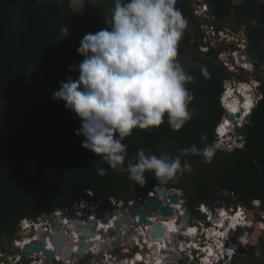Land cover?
Segmentation results:
<instances>
[{"label":"trees","instance_id":"trees-1","mask_svg":"<svg viewBox=\"0 0 264 264\" xmlns=\"http://www.w3.org/2000/svg\"><path fill=\"white\" fill-rule=\"evenodd\" d=\"M206 2L210 21L219 27L226 19L246 22L249 49L264 56V0H242L236 5L232 0ZM198 3H176L193 25L184 31L176 56L181 65L189 53L197 64L182 67L194 77L185 85L193 95L188 105L191 119L180 131L170 128L167 114L158 128L134 129L123 141L128 159L140 149L175 157L180 149L203 148L215 140V128L225 113L220 102L224 81L235 74L218 59L222 48L200 49L202 30L194 14ZM110 20L96 0H85L81 13L73 10L71 0H0V236L14 235L24 219L49 216L82 198H132L160 185L184 190L192 211L201 203L213 205L222 198V191L236 195L243 205L254 200L264 203L263 86L262 97L245 124L242 146L229 152L216 148L211 163L196 155L181 157L192 170L167 184L159 183L151 172L145 173L144 185L136 184L128 180V173L111 169L81 146L84 138L76 135L80 119L66 109L64 101H54L52 93L70 73L79 74L69 68L83 59L77 49L84 34L108 27ZM73 23L77 27L71 39L65 38L62 28L70 31ZM220 133L223 130L218 128L216 135ZM202 136L206 137L203 142ZM97 167L105 168L107 174L100 176Z\"/></svg>","mask_w":264,"mask_h":264},{"label":"clouds","instance_id":"clouds-1","mask_svg":"<svg viewBox=\"0 0 264 264\" xmlns=\"http://www.w3.org/2000/svg\"><path fill=\"white\" fill-rule=\"evenodd\" d=\"M176 3L177 0H114L109 26L84 34L80 41L77 53L83 59L78 65L69 68V71L79 72L78 78L67 77L59 89L52 93L54 101H64L66 109L80 119L81 126L76 135L84 138L81 146L102 158L111 169L128 173V180L141 186L146 183V172L153 173L159 183L167 184L178 179L184 171L192 170L187 159L182 161L181 157L186 158L191 154L202 157L204 163H211L216 153L215 144H206L203 148L193 145L180 149L175 157L167 152L157 156L140 149L133 159H128L127 144L123 143L134 129L160 127L165 114L173 131H180L191 119L188 105L193 95L185 85L192 82L194 77L186 73L176 61L178 45L188 22ZM62 31L66 38L69 35L68 27L62 28ZM226 41L222 39V42ZM241 43L250 53L251 49L242 40L236 41L235 49L222 50L230 53L240 49ZM249 55L251 61L248 63L253 68L241 67V71L244 74L251 71V79L252 73L258 69L257 64H254L255 58L251 53ZM201 71L207 75L203 67ZM262 72L264 75L261 69L257 77V80L262 81L254 80L260 90L264 86ZM229 84L232 95L240 91L241 83ZM248 87L252 92L254 86L249 84ZM226 92L221 95L222 103ZM250 95L254 98L252 110L262 96L258 98L253 93ZM224 110L229 113L227 107ZM251 110L247 114L246 110L240 109L241 118L238 121L240 123L243 120L241 126L246 124V120L248 122ZM205 139L201 137L202 142ZM97 172L100 176L107 174L103 167H97ZM252 203L259 205L258 200ZM198 209L207 213L202 207ZM37 255L47 261L41 253ZM210 260L211 257L207 264H213Z\"/></svg>","mask_w":264,"mask_h":264},{"label":"flooded vegetation","instance_id":"flooded-vegetation-1","mask_svg":"<svg viewBox=\"0 0 264 264\" xmlns=\"http://www.w3.org/2000/svg\"><path fill=\"white\" fill-rule=\"evenodd\" d=\"M164 187L166 188L167 196L171 192V190H169L171 187ZM153 190L149 192L141 191L132 198L112 197L114 198L113 201L103 199L102 204H98L97 201L93 199H85L89 204L84 205L82 203L67 211L61 209L59 211L62 212L58 215L52 216L50 214L49 216L41 217L39 221L43 222V224L35 229L33 227L26 229L18 228L22 231V234H19L17 231L14 235L2 236L6 241L5 244L0 247V263L29 264V260L23 258L25 260L24 262L23 260L20 261L16 257L11 256H15L18 253L22 255L27 244L29 245L30 243L37 242L42 238L45 239L43 244L46 247L54 248L51 237L54 234L60 233L66 238V241L61 246L62 250L54 254L53 261L55 264L60 261L57 259H62L61 264H133V262L136 264H207L209 263L210 257V261L213 264H264V227L257 229V225H264L263 202L258 200V206L252 202L243 205L237 200L236 195L222 192V198L218 200L221 204V208H217L216 206H214V208L201 203L196 206L197 211L195 212L200 213L198 217H195V212L191 211L189 207L188 212L183 210V207L187 206V204L184 201L185 203L181 205V198L179 196L178 206L172 204L169 206V209L174 213L172 218L162 216L158 211L151 212L148 209L145 201L150 199L148 196L150 192H152L151 198L160 201L161 205L168 202L166 196L160 199ZM144 192L145 195L142 194ZM92 201H94L95 204H93ZM231 203L234 204L232 205ZM201 205H203L202 209L206 210L207 213H204V211L201 212L198 209ZM133 206L137 207L138 210L144 211L148 218L152 220V225L160 223L165 227V234L162 238L153 237L152 225H146L144 228L139 226L137 215H131L129 211ZM94 211H102V216L98 214L99 212L94 213ZM107 211H111L112 214L110 217L106 218ZM180 211L183 212V215L186 213L189 214L188 222L181 221L183 215ZM247 212H250V217L247 215ZM122 213H125V217L129 219L128 225L130 224L131 227L128 228V225L124 224L121 231L119 233L117 232L120 239L119 243L116 246H112L111 241L115 240V238L109 239L105 232V234H101V226L100 224L98 226V223L106 221V223H110L108 227L113 229L114 222L120 219ZM212 213L215 214V216ZM223 213H228L231 219L233 216L235 217L239 214L243 217L244 222L238 223L242 224V226L235 225L229 230L228 220L224 229L227 232L225 237L222 238V236H216L219 232L222 235L224 231H220L224 223L218 222ZM255 220H257L258 224L253 223ZM90 221L96 223L94 228L90 229L88 227ZM166 222H173L176 225V230L174 232L170 231ZM56 226H59L58 231H56ZM252 226H254L255 232L259 229L261 230L258 236H248V232L251 230ZM237 227L241 228L242 232L235 236L232 234V231ZM79 228L83 231H95V237L90 240L85 239L82 237V233L79 232ZM194 230L195 233L191 235V232L193 233ZM170 233H174V244H171L169 241ZM32 237L34 238L32 239ZM27 238L32 240L25 242L23 244L24 246L18 244V242L21 243L23 240H27ZM129 239L133 240V246H129L125 243V241ZM139 241L141 243L140 246L137 244ZM10 242L16 247L15 250L6 249V245ZM179 242L189 244L193 250L191 252L181 250ZM86 243H90L91 247H85ZM97 244L100 245V247H97ZM193 244L198 248L195 249ZM106 245L109 246V250L103 249ZM134 246H136V249L130 250ZM66 249L71 250V256L65 254ZM79 249L85 250L84 253L79 255L76 254V251ZM124 250H127V252H124ZM130 260H133V262L130 263ZM45 262L46 260H43L42 263Z\"/></svg>","mask_w":264,"mask_h":264},{"label":"water","instance_id":"water-1","mask_svg":"<svg viewBox=\"0 0 264 264\" xmlns=\"http://www.w3.org/2000/svg\"><path fill=\"white\" fill-rule=\"evenodd\" d=\"M205 1V0H204ZM250 53L252 55L253 58H256V68L258 69L263 63H264V59L261 57H258V53L255 49H251ZM249 73H251V71L248 70ZM249 73H245V79H250V74ZM263 75V72L262 74ZM264 89V86H263ZM227 120L229 122L232 123V127L229 129L228 131V135H223L225 138H227V136H229L231 139L233 138L235 143L240 144L241 141L244 139L245 137V126H240L239 123V119L241 118V113L237 112V113H228L227 114ZM249 119V117L247 118ZM223 137V138H224ZM154 193H156L158 195V197L160 199L164 198L166 196V188L164 186H157L154 188ZM145 195V192L142 193ZM167 200L168 202H166L165 204L161 205L160 201L155 200V199H148L145 201L148 209L151 212H159L162 216H167V217H172L174 215L173 211L169 209V206L172 205H177L178 201H179V195L177 194V192L175 191H171L167 196ZM232 205L234 203H231ZM215 206L217 208H221V204L219 202H217L215 204ZM130 214H134L137 215V219H138V224L141 228H144L146 225H152V220H150L147 216V214L142 211V210H138L137 207L133 206L131 207V209L129 210ZM111 211H107L106 213V218L111 216ZM199 213L195 212V217H198ZM247 215L250 217L251 214L250 212H247ZM52 220V219H51ZM128 221L129 219L125 217V213H122L121 217L119 220H116L114 222V227L113 229L109 228L108 226L110 225V223H106V221L104 222H100L98 223V226L100 224V226H104L106 227L105 233H107V237L110 239H114L111 241V245L112 246H116L119 243V236L117 235V232L119 233L121 231V229L123 228L124 224L128 225ZM182 222H188L189 221V214L186 213L183 215V217L181 218ZM215 221V220H214ZM96 226V223L93 221H90L88 223V227L94 228ZM152 235L154 238H162L165 234V227L160 224V223H155L152 225ZM108 227V228H107ZM131 225H128V228H130ZM59 230V226H56V231ZM79 232L82 233V237H84L87 240H90L92 238L95 237V231H88V230H82L81 228L78 229ZM242 232V229L237 227L234 231H232L233 235H238ZM19 234H22V231L20 230V232H18ZM8 239V238H6ZM52 243L54 245V248L52 247H46L43 243L45 241V239H40L37 242H33L29 245H27L23 251V258L25 260H30L33 258V255H37L41 252V254L47 259V261L45 263L42 264H55V262L53 261L54 258V254L55 252H58L60 250H62V244L66 241V238L63 237L62 234L57 233L52 235L51 237ZM5 241L1 236H0V247H2L5 244ZM169 241L171 242V244L175 243L174 240V233H170L169 235ZM125 243H127L129 246H133V240L129 239L128 241H125ZM85 247L90 248L91 244L90 243H86ZM97 247H100V245L97 244ZM6 249L7 250H15L16 247L14 246L13 243H8L6 245ZM103 249L109 250V246L106 245L103 247ZM85 250L79 249L78 251H76V254H83ZM65 254L67 256H71V250L70 249H66Z\"/></svg>","mask_w":264,"mask_h":264},{"label":"rangeland","instance_id":"rangeland-1","mask_svg":"<svg viewBox=\"0 0 264 264\" xmlns=\"http://www.w3.org/2000/svg\"><path fill=\"white\" fill-rule=\"evenodd\" d=\"M97 2H98V4H100L102 7H103V9H104V11H105V14L109 17V18H111V15H112V9L114 8V2H111V1H103V0H96ZM84 3H85V0H71V6H72V8H73V10L75 11V12H78V13H81L82 11H83V7H84ZM208 10V9H207ZM207 10L205 11V9H204V6L202 5V4H195L194 5V14L196 15V13H198V15H201V16H204V17H209L208 16V14H207ZM197 18H199V20L200 19H202V17H199V16H196ZM209 19H210V17H209ZM225 25H227V23L225 24ZM187 26H191V27H193V25L192 24H187ZM227 26H229V24L227 25ZM70 27H71V30L69 31V35H68V38L69 39H71V35H72V31L77 27V25L75 24V23H73V24H71L70 25ZM220 29H219V27L217 28V27H215L214 29H213V31H212V33L211 34H214V33H216V32H218ZM221 35V34H220ZM201 37L203 36V33H201V35H200ZM212 37H214V35L212 36ZM229 42H231V41H229ZM218 46V45H217ZM231 60H232V58H231ZM191 64H194L195 66H197V64L196 63H192L191 62V60L189 59V53H188V55L186 56V59H183L182 61H181V65H182V67H184V66H189V65H191ZM254 64H256V63H254ZM253 64V65H254ZM248 67H251V68H253V66H251L250 64H248ZM254 67H255V65H254ZM241 69H243V68H241V67H239V69L238 70H236V71H233V72H235L234 74H235V76L230 80V82H231V84H236V85H238V83H243V82H248V83H250V82H252V85L254 86L253 87V89H252V92H250L251 94L253 93V95H259V93L261 92V90H260V87H256V85H257V83H256V81H254V80H257V77L258 76H260V73H259V71L261 70V69H263L264 70V64L263 65H261L259 68H258V70H256V71H254L253 73H252V75H251V79L250 80H244L245 79V76H244V72H242L241 71ZM69 76H71L73 79H77L78 78V76H79V74H75V73H70L69 75H68V77ZM237 77H243V79L241 78V79H237ZM262 79H264V75H263V77H261ZM234 86V85H233ZM224 88V90H223V93L222 94H224V92H225V86L223 87ZM41 89H43V88H41ZM220 102H221V99H220ZM221 106L223 107V108H225L226 107V105H225V103L223 102H221ZM227 117V113H224V116H223V118L222 119H224V118H226ZM243 121V120H242ZM221 122H222V120H221ZM246 123H248L247 122V120H246ZM221 124V123H220ZM219 124V125H220ZM218 125V126H219ZM243 125H245V123H243ZM218 130V127L217 128H215V131H214V138H215V140L213 141V144H215L216 145V148L217 149H221V150H223V151H225V152H229V151H232V150H234L235 148H237V147H240V146H242V141H241V143L240 144H238V143H235L234 142V140H233V138H232V140H230L228 137H227V142H222V137H224L223 135H226L227 134V131H223V134L222 133H220V137L219 136H217L216 135V131ZM169 187V186H168ZM169 190H171V191H175V192H177L178 194H179V196H180V198H181V205H183L185 202H186V193L184 192V190H182L181 188H169ZM222 192H226V191H222ZM221 192V193H222ZM227 193V192H226ZM225 193V194H226ZM148 196H149V198H151L152 197V194L151 193H148ZM147 196V197H148ZM90 201V200H89ZM185 201V202H184ZM93 202V204H95V202L94 201H92ZM217 202H219V201H216L215 203H213V205H211V207H214L215 206V204L217 203ZM83 204L84 205H87V204H89V202L88 201H86V200H83ZM74 205V204H73ZM73 205H71L70 207H66V211L67 210H69L70 208H72L73 207ZM201 207H203V206H201ZM215 208V207H214ZM183 210L185 211V212H188V206H185V207H183ZM192 211V210H191ZM195 211H197V209H195ZM194 211V212H195ZM62 212V211H61ZM97 212H99V211H94V213H97ZM100 216H102V211H100L99 213H98ZM213 214V213H212ZM214 216H215V214H213ZM253 223L254 224H258V222H257V220H255V221H253ZM108 228V227H107ZM257 229H258V227H257ZM105 230H106V227H104V226H101V234H105L104 232H105ZM18 232H20V230L18 229L17 230ZM259 233L261 232V230L259 229V230H257ZM255 233V228H254V226H252V228H251V230L248 232V236L250 237V236H252L253 234ZM255 243V242H254ZM134 249H136V246H134V247H132L130 250H134ZM124 252H127V250H124ZM11 257H16L17 259H19L20 261H24L25 262V260L23 259V253H22V255L20 254V253H18L17 255H13V256H11ZM33 260H29V264H39L41 261L43 262V260H45V259H42V257L40 256V255H34L33 256V258H32ZM57 260H60V261H58L57 262V264H61L62 263V259H57ZM65 260V259H64ZM5 263V262H4ZM0 264H3V263H0ZM6 264V263H5Z\"/></svg>","mask_w":264,"mask_h":264},{"label":"built area","instance_id":"built-area-1","mask_svg":"<svg viewBox=\"0 0 264 264\" xmlns=\"http://www.w3.org/2000/svg\"><path fill=\"white\" fill-rule=\"evenodd\" d=\"M214 28H215L214 26H210V28L206 32H204V33L202 32L203 36H204V40H203V45L201 46V50H204V51L207 50L209 45L216 46L218 43L222 42L223 38H225L226 40L228 39L227 35L223 36V34H221L220 30L218 32L214 33V34H211ZM213 35H214V37H212ZM231 40H232V38H231ZM240 45H241V47H240L241 50L240 49H236L234 51H231L230 53L227 52L228 50L227 51L222 50V51H219V53H218L219 60L231 72L238 70L239 67L247 68V66L249 64L247 60L250 58V55H249L250 53H249L248 50L246 51V49H244L245 45L243 46V43H241ZM232 55L234 56L233 57L234 58L233 61L231 60ZM229 83H230V80H225L224 81L225 91H227L229 89V87H230ZM261 96H262V94L260 92L259 95H258V98H260ZM150 193L152 194V192H150ZM106 199H108L109 201H113L114 200V198H112V197H108ZM96 201H97L98 204H102L103 199H98ZM82 203H83V200L81 199L78 203L74 204L73 207H77V205H80ZM63 211H66V208H64ZM60 213H61V211L56 210L51 215L52 216L53 215H58ZM180 213L183 215L182 211H180ZM42 224H43V222L39 221V219H37L35 221L24 219L21 222V226H22L23 229L24 228L25 229L26 228H30V227H33L35 229L38 226H41ZM33 238L34 237H32V239ZM32 239L27 238V240H23L21 243L18 242V244H21L20 246H24L23 244L25 242L31 241ZM137 244H138V246H140L141 245L140 241L137 242ZM179 246H180V249L184 250V251L187 250L188 252H191L193 250L192 247L189 244H184L182 242H179ZM193 247L195 249L198 248L195 244H193ZM202 249H204V248H202ZM129 262L131 263V262H133V260H130ZM133 264H136V263L133 262Z\"/></svg>","mask_w":264,"mask_h":264},{"label":"bare ground","instance_id":"bare-ground-1","mask_svg":"<svg viewBox=\"0 0 264 264\" xmlns=\"http://www.w3.org/2000/svg\"><path fill=\"white\" fill-rule=\"evenodd\" d=\"M203 6H204V9L205 11L208 9L207 8V2L204 1L201 3ZM209 11V10H207ZM208 13V12H207ZM196 16H199V17H202V19L199 20L200 22V26H201V30L202 32H206L210 26H214V27H217V25L215 23H212L209 19V17H204V16H201V15H198V13H196ZM209 16V15H208ZM204 21H206L207 24H203ZM223 30V29H221ZM221 34L225 35L224 33L221 32ZM201 40L203 41L204 40V36L201 38ZM204 51V50H202ZM206 51V50H205ZM247 61H251V59L249 58ZM239 95V96H238ZM253 100L254 98L252 97V95H250V90H249V87H248V84L246 83H241V86H240V91L238 93L235 92V94L232 95V91L231 89L229 88L227 90V92L225 93V97H224V103L229 111V113H237V112H240V109H243V111L246 110V113L248 114L249 111L251 110V106L253 105ZM245 105H250V107L246 108ZM233 108L236 109V111H233ZM243 113V112H242ZM248 116V115H247ZM243 118H245L243 116ZM240 123H242V119L240 120ZM238 123L240 126L241 124ZM220 127H218L219 129L223 130V131H227V134L228 135V131L229 129L232 127V123L229 122L227 119L223 120L221 125H219ZM220 132V131H219ZM216 134H218V130L216 132ZM219 136V135H217ZM230 140H232L229 136H227ZM222 139V142H227V138H221ZM178 206V205H177ZM225 212V211H224ZM226 215V216H224ZM229 214L227 213H223V215L220 217V220L218 222H222L224 223V225H222V229L220 231H223L225 229V226L227 225V222L228 220L230 221L229 223L231 225H229L230 229L232 228V226L234 225H239V226H242V224H238V223H243V217L240 216L239 214L236 215L235 217L233 216V218L231 219L229 216ZM219 217V216H218ZM173 218V216H172ZM162 219V217H161ZM225 219V220H223ZM164 220V219H163ZM166 221V219H165ZM129 222V221H128ZM167 223V227L170 231H175L176 230V225L173 223V222H166ZM164 223V224H166ZM246 225V224H245ZM224 226V227H223ZM225 232V233H224ZM226 232L227 231H223V234L221 235L220 232L217 233V236L216 237H220L222 236L225 237L226 235ZM168 233V232H167ZM195 233V230L194 232L192 233L191 232V235ZM77 234V233H76ZM96 234V233H95ZM167 235V234H166ZM219 235V236H218ZM79 240V239H78ZM162 244V243H161ZM28 245V244H27ZM52 245V244H51ZM212 249V248H211ZM61 251V250H60Z\"/></svg>","mask_w":264,"mask_h":264},{"label":"crops","instance_id":"crops-1","mask_svg":"<svg viewBox=\"0 0 264 264\" xmlns=\"http://www.w3.org/2000/svg\"><path fill=\"white\" fill-rule=\"evenodd\" d=\"M241 1L242 0H232L233 4H235V5L239 4ZM258 1H262V0H258ZM226 23H227V25L229 24V26L225 25ZM248 26L249 25H247L246 22H241L238 24V23L234 22L233 20H229V19L224 20L222 27L217 26V28L219 27V29H223V30H220V32L227 35L228 39H227L226 43L220 42L217 44L218 46L216 45V47L224 48L226 50L235 49L237 47V44H236L237 40H242L245 43H247V45L249 46V40H248L247 34H248L250 28ZM225 35H223V36H225ZM231 38H232V40H231ZM229 41H231V42H229ZM252 49H254V48H252ZM257 56L264 59L263 54H258ZM254 62H256V58L254 59ZM256 81H262V80L259 79ZM249 84H252V82H250Z\"/></svg>","mask_w":264,"mask_h":264},{"label":"snow or ice","instance_id":"snow-or-ice-1","mask_svg":"<svg viewBox=\"0 0 264 264\" xmlns=\"http://www.w3.org/2000/svg\"><path fill=\"white\" fill-rule=\"evenodd\" d=\"M245 107L248 108V107H250V105H245ZM233 111H236V109L233 108ZM257 227H258V228H262V227H264V225H257ZM259 234H260V233L257 231V232H255L253 235H254V237H255V236H258Z\"/></svg>","mask_w":264,"mask_h":264}]
</instances>
